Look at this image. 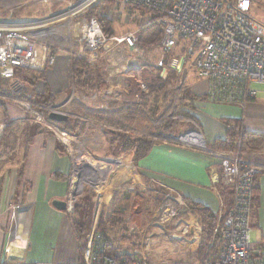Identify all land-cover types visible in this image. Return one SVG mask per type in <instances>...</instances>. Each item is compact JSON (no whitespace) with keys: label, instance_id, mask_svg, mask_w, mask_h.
Returning <instances> with one entry per match:
<instances>
[{"label":"built area","instance_id":"obj_1","mask_svg":"<svg viewBox=\"0 0 264 264\" xmlns=\"http://www.w3.org/2000/svg\"><path fill=\"white\" fill-rule=\"evenodd\" d=\"M105 1L108 0H33L40 6L58 5L61 11L31 21L0 20V78L11 87L18 70L44 72L53 68L58 58L51 53L52 48L73 42L77 56H83L90 68L102 67L104 89L96 90L91 100H98V108L112 115L140 107L153 86L159 88L172 73L184 77L192 67L207 82V98L212 102L244 106L257 95L253 86L264 85V25L250 16L255 0H115L113 7L118 10L143 9L156 15L145 28V36L141 28L122 35L107 34L96 17L85 16ZM154 46L159 54L156 60L145 55ZM15 102L23 118L56 129L53 131L67 147L73 144L74 138L58 130L48 118L53 112H61L57 106ZM89 122L97 124L94 119ZM6 126L0 123V138ZM191 138L182 136L179 140L197 145L189 141ZM216 153L221 158L222 184L232 192L233 204L215 228L218 256L206 264H264V244L256 246L251 242L254 186L263 169L245 161L240 152ZM78 163L72 159L71 178L77 175L81 179L85 174L77 170ZM76 185L74 178L71 192ZM69 200H74L71 195ZM20 208L19 204H9L6 210L2 264H28L10 259L25 233L19 220ZM182 232L189 235L187 243L194 253L200 243V224H187ZM102 242L103 235L94 233L78 264H156L150 260V245L144 237L132 258L104 254ZM159 264L186 263L172 260Z\"/></svg>","mask_w":264,"mask_h":264},{"label":"rangeland","instance_id":"obj_2","mask_svg":"<svg viewBox=\"0 0 264 264\" xmlns=\"http://www.w3.org/2000/svg\"><path fill=\"white\" fill-rule=\"evenodd\" d=\"M60 9L61 7L58 5L40 6L33 2V0H0V20L31 21L43 19L51 14L60 12ZM99 10L100 12L108 11L111 13L113 19L112 23L104 19V29L107 34L115 33L122 35L141 28V33L145 36L147 32L145 28L154 18L153 13L143 9L122 8L118 10V8L110 4L100 5L98 12ZM250 16L255 21L264 25V0H255L250 11ZM83 19L84 18H82V21ZM55 45H57V43ZM57 46L60 50L58 47H55L52 48L51 53L57 55V58L65 60V65L66 61L68 63V60L71 61L74 59H80L86 62L83 56H77V45L73 44V42L60 43ZM157 51L158 49L155 46L150 47V49L146 50L145 55L156 60L159 56ZM96 69L99 70L103 80L102 67L98 65L94 68V70ZM46 71L47 73L44 75L46 77L45 81L38 79L40 75H32L34 79H37L35 84H41L40 89H34L35 92L42 93L45 97H49L52 94L57 95L56 98H48V104L43 105L57 106L66 102L67 107H63L62 110L70 115L69 118L73 119L72 121L77 119V114L71 107L72 104L78 103L81 105L84 103L87 107L95 108L99 106L100 102L98 100L96 102L94 100L92 101L91 97L96 90H101L103 88L102 83H97L95 86L96 88L91 91L90 94H82L75 89L74 82L72 81L71 87L69 88L70 81H68L66 76V66L63 71L65 75L64 78L67 80L66 86H63L60 80L52 83L50 74L55 71L54 67ZM190 74L197 75L196 69L192 67ZM24 75H26L25 77L27 79H29V77L32 79L28 71H26ZM58 75H61V73H58ZM167 82H169V79L159 88L153 86V90L145 100L146 102L141 105L139 109L145 111V104L151 103V100L164 89ZM44 83L50 84V90L48 92L43 91ZM170 85L172 86L171 91L165 94L166 102L160 104L161 111L158 114L156 113L154 115L155 117L151 118L147 113V120L142 121V119H137L134 125H128L125 117L128 116L129 113L132 114L134 109H130L129 112L125 114L112 115L107 113L103 115L101 120L97 121V124L91 125L88 121L86 125L84 124V128L77 132L78 136L76 137H80L79 141L82 140L81 144L83 143L81 147L68 144V153L71 154L74 162L81 157L84 158V160L100 162L96 163L93 167L89 165L90 167L87 166L83 168L85 173L84 178H82L83 180L79 179L77 175L74 176L77 185L73 192L76 196L74 195V201L71 202L69 200L70 195L67 198L68 202L73 204L68 215V220L72 227L74 224L79 225L78 229L73 228L75 231H80L82 244L85 245L84 249L94 233L98 232L99 221L100 218L103 217V221L107 224L105 227L106 232L103 230L99 233L103 235L104 239L106 236L120 254L134 253L140 247L142 237H144L145 241L150 245V260L154 263H160L162 260H182V262L186 264H199V262L194 261L191 250L188 249L189 244H185L189 239L187 235L182 232L187 224L192 226L196 220H198L202 235V225L199 218L189 211L186 200L181 195L147 182L138 174V170L134 168V163L132 161V158H134V150L124 153L125 138L128 133L139 137H147L148 140L150 139L156 142L170 140L179 142L180 135H183L182 133H186L190 130L196 131L198 129V119L197 116L194 115V112L196 113L198 110L196 103L199 102L195 100L194 97L196 96L190 93L189 85L184 82L181 77L175 78ZM256 88L262 89L261 87ZM186 94L190 101H184ZM261 96L262 95H258L256 97V102H261L263 99ZM0 98L3 99L0 105V121L2 120V123L5 125L13 123L9 128L7 126L4 128V130L7 128L6 131L3 130L5 135L4 137H2L3 135L1 136L3 139L1 141L2 146L0 147V151L2 150L3 153L6 152L10 155L11 145L16 148L15 152L19 150H23L24 152L28 140H31V137L36 131H39V128L56 130L40 124L38 126L39 128H37L35 127L37 123L35 124L32 120L34 122L33 124L31 120H27L23 117L16 119V122L12 120L13 122L4 123L7 119L11 121L8 114L11 105L19 107L15 100L21 102H34L35 99L32 98L28 92L16 94L9 86L8 82L1 78ZM111 108H113V106H111ZM100 109L107 112L106 109H102L101 107ZM13 128H15V131L20 129V131L23 132L24 130L23 142H21L22 146L20 142L14 139L12 135L14 132ZM56 128L63 131L59 125H57ZM148 133H152L154 136L148 137ZM259 151L260 150L250 153H241L245 158L246 155ZM119 159L121 160L118 161ZM103 160H109V163L103 162ZM7 161L12 162L10 158ZM125 161L129 162L132 166V173L126 170L125 172L122 171L121 168H123ZM87 163L88 162H86L84 166H86ZM254 164L260 166L264 170V164L260 162H254ZM110 170L113 171V174L110 173ZM136 177L138 180L135 182L134 179ZM74 178H71V185L73 184ZM113 181L117 183L113 184ZM78 183H80V185ZM220 184H222V180H220L218 186H220ZM173 196L180 197L178 203L172 200ZM20 203L21 202L15 204L20 205ZM163 208H165L168 213L171 211V215L160 219V211ZM115 210L118 211L117 217L122 218V222L111 225L109 222ZM211 244L215 246L214 237ZM192 261H194V263Z\"/></svg>","mask_w":264,"mask_h":264},{"label":"crops","instance_id":"obj_3","mask_svg":"<svg viewBox=\"0 0 264 264\" xmlns=\"http://www.w3.org/2000/svg\"><path fill=\"white\" fill-rule=\"evenodd\" d=\"M65 66V60L58 58L55 71L50 74L52 83L60 80L61 84L66 86L67 80L63 74ZM181 78L189 85L193 94L203 99L196 103L198 110L194 112L198 119V129L182 133L180 137L193 136L198 144L203 139L206 147L189 146L181 143L180 140L165 141L154 145L149 154L138 163V167L134 166V168L145 181L204 204L218 216L219 221L231 209L233 195L231 196V191H224L222 196L216 190L221 180V158L217 151H212L207 146L225 138L228 129L223 122L225 119H240L245 130L264 133V85L253 86L257 91L256 97L262 95L261 102H256L255 97L244 106H240L210 101L207 98L208 84L198 75L189 72ZM15 80L20 81V85H16L15 89L12 88L15 93L28 92L35 99L32 103L36 107L43 106L52 96L57 97L56 94L45 97L42 93L35 92L34 89L41 88L40 83L35 84L37 79L15 78ZM47 81L49 82L48 78ZM52 83L50 82L51 85ZM50 84L48 83L47 87L49 90ZM70 87L71 82H69ZM57 107L64 112L62 108H66L67 103L59 104ZM8 114L11 120L9 122L23 117L22 109L15 105H11ZM31 123L34 124L33 121ZM38 126L37 124L35 127ZM13 129L14 139L22 146L24 130L22 132L20 129L17 131ZM2 135L4 137L5 132ZM72 137L75 147H81L83 143L81 144L82 140L79 141L80 137ZM2 139L0 138V142ZM15 151L13 145L10 155L0 151V264L4 261L3 228L8 217L6 210L9 204L19 202L21 208L18 215L19 220L24 224L25 233L21 244L14 248L10 259L28 264L80 263V245L68 220L69 211H60L52 204L55 200H66L71 193V184L67 177L72 173V157L68 153V147L53 130L40 128L34 133L24 152ZM9 158L12 162L7 161ZM244 159L249 163L264 164V146L259 152L248 154ZM57 175L64 179L55 178L54 176ZM134 180L136 182L137 177ZM179 198L173 196L172 200L178 203ZM252 204L254 207L251 212V242L259 246L264 244V170L257 179L256 195ZM197 223L200 224L198 220L194 224ZM187 237L189 239L188 234Z\"/></svg>","mask_w":264,"mask_h":264},{"label":"trees","instance_id":"obj_4","mask_svg":"<svg viewBox=\"0 0 264 264\" xmlns=\"http://www.w3.org/2000/svg\"><path fill=\"white\" fill-rule=\"evenodd\" d=\"M114 2L115 0H108L100 5L110 4L111 6H113ZM100 5L95 6L92 9H90L86 13V16L89 18L96 17L100 25L102 26L103 30L105 31L104 19L111 23L113 19L110 16L111 13L108 11L100 12L99 10L98 12ZM154 17H156L155 14H154ZM26 71L27 70H18L16 72V78L27 79L25 77L26 75H24ZM66 72H67L68 80L70 82L71 81L74 82L75 89H77L82 94L83 93L90 94V92L96 88L95 86L97 83H102L103 84L102 90L104 89V82L102 80L101 74L99 73V70L97 69L94 70L90 68V66L83 60H80V59H74L71 61L68 60V63L66 61ZM28 73L30 74L29 76H32L33 74L40 75L39 79H42L43 81H45L44 75L45 73H47V71H44V72L28 71ZM178 77L180 78V76H177L176 73H172L169 76L168 78L169 82H167L164 89L160 91L161 94L159 92V94L151 100V103L145 104V109H144L145 111L140 110L139 107H133L131 109V110L134 109L132 111L133 113L132 114L129 113L128 116L125 117L126 121L128 122V125H132V124L134 125L137 119H142V121L147 120V115H146L147 113L149 114L151 118L155 117L154 115L156 113L158 114L161 111L160 104H164L166 102L165 94H168L171 91V88H172V86L170 85L171 82H173L174 79ZM32 78L34 77L32 76ZM168 79L166 81H168ZM44 86H45L44 92H48L49 91V89L47 88L48 84L44 83ZM190 93H192V91ZM192 95L196 96L194 97L195 100L200 101L201 99H203V98L200 99L199 96L193 93ZM52 98L54 97L52 96ZM186 100L190 101V99L187 98V94L185 95V98H184L185 102H187ZM44 104H48L47 100L44 102ZM71 107L76 112L77 119H75V121H72L73 119L68 118L66 122H63L60 124L57 123L56 125H59V127L63 131L73 136H78L77 132L79 130H82L84 128L83 126H85L90 119H94L97 123L98 120L102 119L103 115H106L108 113V112L101 110L98 107L97 108L87 107L86 105H84V103L81 105H79L78 103L72 104ZM6 122H9L8 119L4 123ZM223 122L228 128L226 136L222 140H217L215 144L207 146V148H209L210 150L215 151V152L216 151L217 152L234 151V152H240V153L241 152L250 153V152H255L257 150H260L264 146L263 133L245 130L240 119L230 118V119L223 120ZM11 125L12 124L8 123L7 127H10ZM6 129L4 131H6ZM126 136L127 137L125 138L124 153L130 150H134V158H132V161L135 167H138V163L149 154V152L151 151L154 145L162 143L160 141L156 142L154 140H150V139L148 140L147 137H139V136H136L130 133H128ZM153 136L154 134L148 133V137H153ZM30 142L31 140H28L26 149L28 148ZM54 177L58 179H64L63 177H60L58 175ZM257 179L258 177L256 178L255 186H254L253 203H254V199L256 195ZM67 180L71 184V176L67 177ZM216 190L221 195L223 194L224 191L230 192V190L225 188L223 185L217 186ZM230 193L232 196L233 195L232 192ZM183 198L186 200L189 211L199 218V220L201 221V225H202V235H200L201 242L199 243L197 250L191 254L193 255L194 261L199 262V264H206L209 261L215 260L218 256L219 244H218L217 238L215 237V228L218 223V216L204 204L194 201L190 197H183ZM253 207H254V204H252V212H253ZM117 213H118L117 210L113 212V217L109 222L111 225L122 222V218L117 217L118 215ZM99 222L100 223L98 227V232H102L103 230L106 232L105 227L107 224L103 221V217L100 218ZM251 224H252V221H251ZM73 227L75 229H78L79 225L74 224ZM75 234L77 236V239L80 245V254H81V259H82V254H83L85 245L82 244V237L80 235L81 234L80 231L76 230ZM213 237L215 240V246L211 244ZM102 244H103V253L110 255L112 257L132 258V256L134 255V253H122V254L118 253V251L114 248V245L106 238V236H105V239L103 238ZM194 261L192 262L194 263Z\"/></svg>","mask_w":264,"mask_h":264},{"label":"water","instance_id":"obj_5","mask_svg":"<svg viewBox=\"0 0 264 264\" xmlns=\"http://www.w3.org/2000/svg\"><path fill=\"white\" fill-rule=\"evenodd\" d=\"M16 85H20V81L19 80H14V82H12L11 87L15 89ZM69 114H66L64 112H53L51 113L48 118L51 122L53 123H63L66 122L69 118ZM197 146L200 147H206L204 144L203 139H201V143L197 144ZM70 195L74 198V195L76 196V194H74V192H71ZM74 201V200H73ZM58 210L60 211H67L69 209V202L68 200H55L52 203Z\"/></svg>","mask_w":264,"mask_h":264},{"label":"bare ground","instance_id":"obj_6","mask_svg":"<svg viewBox=\"0 0 264 264\" xmlns=\"http://www.w3.org/2000/svg\"><path fill=\"white\" fill-rule=\"evenodd\" d=\"M194 136H197V135H194ZM189 141L190 142H193V143H195V144H198V143H196L197 141H196V139L192 136V138L191 139H189ZM121 159H119L118 161H120ZM83 163V164H82ZM86 163V161L84 160V158H80L79 159V163H78V165H77V170L79 171V172H83V168H86L87 166L88 167H93L96 163L93 161V160H89L88 161V163H87V165L86 166H84V164ZM80 164V165H79ZM82 164V165H81ZM90 165V166H89ZM122 169V171H124L125 172V170L126 171H128L129 173H132L133 172V170H132V166L129 164V162H127V161H125V163H124V165H123V168H121ZM87 170V169H86ZM113 171L112 170H110V173L111 174H113L112 173ZM84 173V172H83ZM82 178H84V175L83 176H81V179ZM117 182L116 181H113V184H116ZM79 185H80V183H78ZM104 185V184H103ZM101 193V192H100ZM101 195H102V193H101ZM106 196V195H105ZM171 205V204H170ZM173 211V210H172ZM171 215V211L168 213L166 210H165V208H163L161 211H160V219H163V218H166V217H169Z\"/></svg>","mask_w":264,"mask_h":264},{"label":"flooded vegetation","instance_id":"obj_7","mask_svg":"<svg viewBox=\"0 0 264 264\" xmlns=\"http://www.w3.org/2000/svg\"><path fill=\"white\" fill-rule=\"evenodd\" d=\"M66 200H67V198H66ZM63 201H64V200H63ZM67 211H69L68 213H70V211H71V210H70V209H68Z\"/></svg>","mask_w":264,"mask_h":264}]
</instances>
